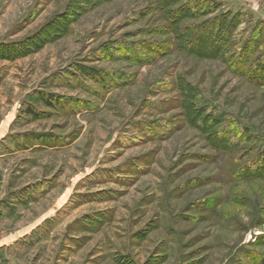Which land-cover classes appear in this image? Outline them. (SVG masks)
<instances>
[{"label":"rangeland","instance_id":"1","mask_svg":"<svg viewBox=\"0 0 264 264\" xmlns=\"http://www.w3.org/2000/svg\"><path fill=\"white\" fill-rule=\"evenodd\" d=\"M23 41L0 264H264V0H0Z\"/></svg>","mask_w":264,"mask_h":264},{"label":"trees","instance_id":"2","mask_svg":"<svg viewBox=\"0 0 264 264\" xmlns=\"http://www.w3.org/2000/svg\"><path fill=\"white\" fill-rule=\"evenodd\" d=\"M38 35H39V33H38ZM32 38L34 40H36L37 34L31 38L26 39V40L29 41ZM27 41L11 42V45H9L8 43H0V59L14 60L20 56L22 57V56H25V55L33 52V51H37V49L33 50L32 48H30V46L28 45L30 41L29 42H27ZM250 52H254V51H252V49L248 50L247 47L242 48L241 53L239 54V57L237 60L238 63L236 64L238 67H240V68L245 67L244 65L247 63V60L241 61L240 58L242 56L247 57ZM263 59L264 58L261 59L262 62H264ZM263 69H264V64H263L262 69H261V74H264ZM257 71L260 72L259 70H257ZM251 75L254 78L257 77V75L255 74V72L253 70H251ZM31 113H32V110H31Z\"/></svg>","mask_w":264,"mask_h":264},{"label":"crops","instance_id":"3","mask_svg":"<svg viewBox=\"0 0 264 264\" xmlns=\"http://www.w3.org/2000/svg\"><path fill=\"white\" fill-rule=\"evenodd\" d=\"M1 123V121H0ZM4 125L0 127V139L2 138V136L4 135V129H5V126L6 124H8V121L7 122H4L3 123ZM15 203V201H13ZM4 206L3 203H0V212L5 214V211H7L6 207H2ZM7 219V218H6ZM3 221L4 219H2V223H6V220ZM15 220V219H14ZM22 219H20L19 221H21ZM10 221V220H9ZM19 221L15 222L14 224H10L8 227H5V230H8V231H2V225H0V255L1 253L3 252L4 255L7 254V250H5L4 248H6V246L10 245V244H13L14 242H16L18 240V237L20 236V233L21 230L23 229V224ZM12 226V228L10 229V227Z\"/></svg>","mask_w":264,"mask_h":264}]
</instances>
